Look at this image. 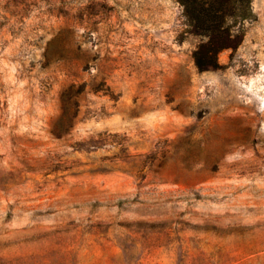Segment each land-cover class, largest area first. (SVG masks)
Returning <instances> with one entry per match:
<instances>
[{
    "label": "rangeland",
    "instance_id": "obj_1",
    "mask_svg": "<svg viewBox=\"0 0 264 264\" xmlns=\"http://www.w3.org/2000/svg\"><path fill=\"white\" fill-rule=\"evenodd\" d=\"M0 264H264V0H0Z\"/></svg>",
    "mask_w": 264,
    "mask_h": 264
},
{
    "label": "trees",
    "instance_id": "obj_2",
    "mask_svg": "<svg viewBox=\"0 0 264 264\" xmlns=\"http://www.w3.org/2000/svg\"><path fill=\"white\" fill-rule=\"evenodd\" d=\"M195 3H196V2H195ZM191 4H192V3H189V9H190V7H191ZM191 9H192V8H191ZM196 10H197V7L194 6L193 9L191 10V12H192V13H196Z\"/></svg>",
    "mask_w": 264,
    "mask_h": 264
}]
</instances>
